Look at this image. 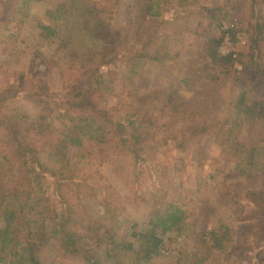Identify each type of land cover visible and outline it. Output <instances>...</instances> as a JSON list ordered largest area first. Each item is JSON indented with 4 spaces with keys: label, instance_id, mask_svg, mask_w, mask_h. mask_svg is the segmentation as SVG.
Masks as SVG:
<instances>
[{
    "label": "rangeland",
    "instance_id": "1",
    "mask_svg": "<svg viewBox=\"0 0 264 264\" xmlns=\"http://www.w3.org/2000/svg\"><path fill=\"white\" fill-rule=\"evenodd\" d=\"M62 1L76 11L59 22L49 11ZM150 1L0 0V142L8 137L1 119L25 135H34L43 105L40 99L56 101L68 85L87 80L82 68L100 62L102 42L74 35L66 24L74 19L82 24L96 15L111 21L120 39L117 51L101 62L114 90L97 95L102 106H115L119 92H124L139 114L156 107L187 108L218 128L214 137H192L189 116L175 110L177 117L150 128L156 146L139 160L117 153L110 144L93 151L72 145L58 148L60 160L43 154V185L58 217L47 221L52 238L42 259L50 264L58 253L54 228L68 202L79 216L100 220L102 230L90 244L105 264L115 263L101 248L107 246L109 236L134 242L138 249L133 224L140 226L137 230L151 228L150 220L169 205L180 206L187 220L180 231L157 230L162 241L157 260L149 264H264V210L253 202L264 188V113L238 115L241 88L235 82L243 69L235 63L248 44L249 7L254 2L256 10L264 13V0H223L227 15L210 13L220 0H157L153 6L161 8L159 16L146 12ZM202 7L210 10L203 11V18L215 27L221 20L233 19L245 32V43L237 37L233 41L237 56L232 72L215 81L197 65V51L205 39L194 32L195 14ZM41 25L51 26L56 34L47 37ZM129 56H136L142 84H153L155 93L141 95L133 89ZM248 99V104L258 106ZM252 147L255 163H248ZM14 172L19 174V167ZM223 232H229L231 239L220 248L217 237ZM80 254L63 258L61 264H89Z\"/></svg>",
    "mask_w": 264,
    "mask_h": 264
},
{
    "label": "trees",
    "instance_id": "2",
    "mask_svg": "<svg viewBox=\"0 0 264 264\" xmlns=\"http://www.w3.org/2000/svg\"><path fill=\"white\" fill-rule=\"evenodd\" d=\"M222 1L220 0L221 4L214 8L211 14H228L225 12L227 5ZM157 2V0L149 2L146 10L148 14L159 16L163 13L161 8H154L153 5ZM205 9L209 10L207 7H202L195 14V18L198 16V19L194 32L205 39L204 47L197 51V65L207 73L206 77L209 80L215 81L221 74L232 72L236 59L232 54L222 55L219 52L224 36L221 27L223 20L220 21V26L215 27L210 20L206 21L203 18ZM249 9L250 13L245 21L248 44L243 52L239 53V60L243 64L242 76L235 78V82L241 88L238 115L242 111L251 117H262L264 13L256 10L254 2ZM74 11L76 10L73 7L62 1L49 13L55 20L62 22L68 20ZM66 25L74 35L95 37L102 42V50L99 52L100 62L95 67L84 66L82 71L87 80L75 81L68 85L65 94L58 100L49 102L40 99L43 105L34 125L38 130L36 134L25 135L17 127L1 119V123L8 131V137L0 142V221L2 223L0 264H45L41 255L50 245L52 238L47 230V221L58 216L52 209L51 197L43 185L46 170L42 160L43 154L60 160V157H57L58 148L66 150L72 145L79 148L88 147L93 151L102 145L110 144V149L117 153H128L133 155L135 160H139L145 152H150L156 146L154 131L150 128L155 130L157 128L155 126L167 117H177L176 111L183 116H189L192 137L197 135L214 137L218 132L217 126L199 120L187 108L175 109V111L156 107L139 114L124 92H119L120 100L115 106L111 108L102 106L97 95L114 90L111 81L104 77L101 70L105 62H101L107 60L110 52L117 51L120 45L118 30L111 21L98 15L90 17L82 24L74 19ZM40 27L46 32L47 37L56 34V30L51 26ZM135 57L129 56L128 59L133 89L141 95L155 93L157 90H153V84L148 86L142 84V73L137 69ZM150 57L159 58L158 55ZM253 77L260 79L259 82ZM250 97L258 103V106L248 104ZM249 151L251 154L248 163H255L256 148L252 147ZM15 167H19L17 175L14 172ZM255 197L253 202L264 210V188ZM60 217L61 221L54 228L59 250L50 264H61L63 258L77 257L80 253L89 264H105L98 254L99 250L91 247L90 244L96 234L102 230L100 220H89L79 216L74 211L73 204L68 202ZM186 220L187 215L180 206L169 205L150 220L151 228L137 230L140 226L133 224V236L138 239V249L135 248L134 242L118 240L115 234L109 236L107 246L101 245V248L109 259L114 260V264L154 263L162 241L157 230L161 228L164 232L180 231ZM227 239H231L229 232L218 235V246L222 248L223 242Z\"/></svg>",
    "mask_w": 264,
    "mask_h": 264
},
{
    "label": "built area",
    "instance_id": "3",
    "mask_svg": "<svg viewBox=\"0 0 264 264\" xmlns=\"http://www.w3.org/2000/svg\"><path fill=\"white\" fill-rule=\"evenodd\" d=\"M235 19V18H234ZM229 22V23H228ZM228 22H223L222 25L224 27V36H223V40L222 43L219 47V52L222 55H229L232 54L233 56L236 55V52L233 51V41L234 38L237 37V39L240 42L245 43V32L238 28L239 27V23L236 22V20H230ZM238 29H237V28ZM235 67L238 69H242V64L240 62H238L237 64L235 63ZM211 239V238H210Z\"/></svg>",
    "mask_w": 264,
    "mask_h": 264
}]
</instances>
